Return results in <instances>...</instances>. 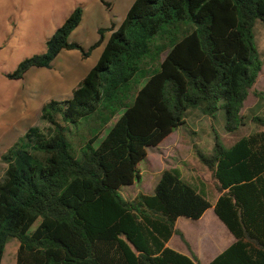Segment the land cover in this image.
Wrapping results in <instances>:
<instances>
[{"label":"trees","instance_id":"obj_1","mask_svg":"<svg viewBox=\"0 0 264 264\" xmlns=\"http://www.w3.org/2000/svg\"><path fill=\"white\" fill-rule=\"evenodd\" d=\"M82 18L77 7L46 51L8 76L51 68L65 49L88 56L104 29L85 50L69 41ZM257 20L264 0H135L72 96L43 105L47 126L30 127L2 155L0 264L11 238L16 264H202L168 245L175 234L186 241L179 217L197 221L213 207L178 168L161 172L153 194L126 199L121 190L142 182L139 163L190 109H224L229 132L245 123L264 65ZM252 120L262 129L229 147L217 139L211 154L197 150L216 182L214 212L236 239L206 264H264V116Z\"/></svg>","mask_w":264,"mask_h":264},{"label":"rangeland","instance_id":"obj_2","mask_svg":"<svg viewBox=\"0 0 264 264\" xmlns=\"http://www.w3.org/2000/svg\"><path fill=\"white\" fill-rule=\"evenodd\" d=\"M134 1L0 0V178L7 168L2 155L30 127L47 126L41 119L43 105L52 99L63 100L72 96L79 82L100 59L112 35L108 28L120 27ZM77 7H82L83 18L71 33L69 41L77 42L88 50L100 40L99 29L103 28L102 43L88 56L80 50L65 49L53 61L51 68H32L24 78L11 79L8 75L24 59L46 51L47 41ZM254 38L264 62V22L261 20L256 21ZM242 114L245 123L229 132L224 109H219L214 117L205 115L199 108L190 109L183 125L156 149L148 150L147 159L139 163L142 182L135 180L134 184L124 186L121 190L123 196L133 199L140 192L153 194L161 172L178 168L181 176L202 191L214 205L218 197L216 182L199 158L197 150L211 154L217 139L229 147L241 137L262 129L252 118L255 115L264 116V65L245 101ZM117 119L118 116L110 122L103 136ZM176 226L192 245L186 238L187 243L175 234L169 246L188 255L194 252L195 247L202 264L220 253L229 244V239L233 238L216 216L214 208L207 210L199 221L180 217ZM18 247V239L11 238L5 247L1 264H16Z\"/></svg>","mask_w":264,"mask_h":264},{"label":"crops","instance_id":"obj_3","mask_svg":"<svg viewBox=\"0 0 264 264\" xmlns=\"http://www.w3.org/2000/svg\"><path fill=\"white\" fill-rule=\"evenodd\" d=\"M217 196H219V194H218ZM217 198H218V197H217ZM216 200H217V199H216ZM213 207H214V205H213ZM213 207H211V208H213ZM211 208H210V209H211ZM208 210H209V209H208ZM205 213H206V212H205ZM205 213H204V214H205ZM202 217H203V216H202ZM202 217H201V218H202ZM179 218H180V217H179ZM179 218H178V219H179ZM201 218H200L199 220H201ZM178 219H177V220H178ZM218 219H219V218H218ZM199 220H197V221H199ZM221 223H223V222H221ZM223 224H224V223H223ZM176 225H177V222H176ZM224 225H225V224H224ZM175 227L178 228L177 226H175ZM225 227H226V226H225ZM226 228H227V227H226ZM178 229H179V228H178ZM179 230H180V229H179ZM228 231H229V230H228ZM232 236H233V234H232ZM185 238H186V237H185ZM171 239H172V238H171ZM171 239H170V240H171ZM186 239H187V238H186ZM229 240H230V241H229V244L226 245V247H225L222 251H224L227 247H229L232 243H234V241H235L236 239H235V237L233 236V238H230ZM187 241H189V240L187 239ZM169 242H170V241H169ZM169 242H168V245H169ZM189 243L192 245V243H191L190 241H189ZM193 247H194V246H193ZM222 251H221V252H222ZM221 252H220V253H221ZM194 253L197 255V253H196V251H195V247H194ZM218 254H219V253H217L216 255H214V257H216ZM197 256H198V255H197ZM214 257H213V258H214ZM198 258H199V257H198ZM213 258H212V259H213ZM212 259H211V260H212ZM211 260H210V261H211ZM200 261H201V260H200Z\"/></svg>","mask_w":264,"mask_h":264}]
</instances>
